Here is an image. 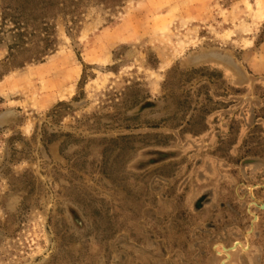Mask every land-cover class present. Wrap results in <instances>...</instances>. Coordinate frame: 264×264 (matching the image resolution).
<instances>
[{"label": "rangeland", "instance_id": "1", "mask_svg": "<svg viewBox=\"0 0 264 264\" xmlns=\"http://www.w3.org/2000/svg\"><path fill=\"white\" fill-rule=\"evenodd\" d=\"M0 0V264H264V0Z\"/></svg>", "mask_w": 264, "mask_h": 264}, {"label": "trees", "instance_id": "2", "mask_svg": "<svg viewBox=\"0 0 264 264\" xmlns=\"http://www.w3.org/2000/svg\"><path fill=\"white\" fill-rule=\"evenodd\" d=\"M107 3L116 4L119 0H102ZM59 1L57 0H43L38 5H36L33 9L37 11V15L44 18L52 6H55Z\"/></svg>", "mask_w": 264, "mask_h": 264}]
</instances>
